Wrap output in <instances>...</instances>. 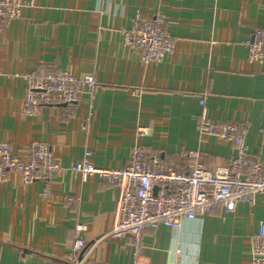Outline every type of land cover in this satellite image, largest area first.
Listing matches in <instances>:
<instances>
[{"label":"crops","instance_id":"0c3cea01","mask_svg":"<svg viewBox=\"0 0 264 264\" xmlns=\"http://www.w3.org/2000/svg\"><path fill=\"white\" fill-rule=\"evenodd\" d=\"M33 1L0 23V143L20 155L44 141L64 170L50 182L25 184L15 173L0 182V264H68L76 224L87 228L85 247L112 228L118 188L68 170L85 151L110 170L124 168L135 146L163 160L192 152L185 161L207 170L226 166L234 148L199 135L202 97L209 118L247 125L246 149L264 161V66L247 63L245 46L264 28V0ZM137 13L165 19L176 40L172 58L139 62L124 32ZM35 68L93 74L91 106L85 91L72 106L25 115L24 76ZM47 188L73 202L46 200ZM260 223L261 197L233 212L213 208L179 230L147 229L137 258L132 238L102 241L85 264H250L249 238Z\"/></svg>","mask_w":264,"mask_h":264},{"label":"built area","instance_id":"2783aa9c","mask_svg":"<svg viewBox=\"0 0 264 264\" xmlns=\"http://www.w3.org/2000/svg\"><path fill=\"white\" fill-rule=\"evenodd\" d=\"M34 7L33 0H0V23L19 18L26 9ZM165 19L137 13L129 29L124 30L125 41L144 65L160 64L175 54L176 40L165 33ZM247 48V63L264 66V28L257 29ZM97 83L93 74L75 76L68 71L35 68L24 76L23 113L33 116L43 106H72L83 92H87L89 105ZM205 98L199 99L201 107L198 131L201 138L212 136L226 142L235 150L228 164L212 170L201 164L185 161L194 155L160 158L157 152H148L135 146L128 164L122 169H105L96 166L92 153L85 151L82 158L68 170L84 182L97 176L108 186L118 188L117 216L112 228L89 246L81 235L86 226L76 224L73 231L71 256L68 264H85L94 247L105 240L132 238L133 258L142 251L141 235L145 230L165 227L179 230L184 220H195L205 212L219 207L233 212L237 205L252 207L256 199H264V161L248 153L245 144L247 125L236 121H219L207 116ZM71 114V109H67ZM140 136L149 130L139 129ZM64 168L53 158L48 143L33 141L22 154H16L6 143H0V182L10 173L17 174L25 184L37 180H50ZM154 188L156 193L154 194ZM42 197L60 200L69 205L73 198L53 194L47 188ZM250 264H264V224L249 238ZM133 264H144L137 260Z\"/></svg>","mask_w":264,"mask_h":264},{"label":"water","instance_id":"95a60500","mask_svg":"<svg viewBox=\"0 0 264 264\" xmlns=\"http://www.w3.org/2000/svg\"><path fill=\"white\" fill-rule=\"evenodd\" d=\"M156 190H157V189H156V188H154V194L156 193Z\"/></svg>","mask_w":264,"mask_h":264},{"label":"trees","instance_id":"16d2710c","mask_svg":"<svg viewBox=\"0 0 264 264\" xmlns=\"http://www.w3.org/2000/svg\"><path fill=\"white\" fill-rule=\"evenodd\" d=\"M192 157V156H191Z\"/></svg>","mask_w":264,"mask_h":264}]
</instances>
